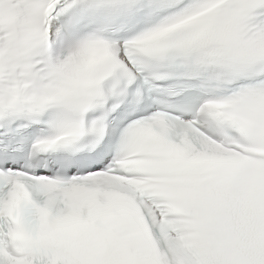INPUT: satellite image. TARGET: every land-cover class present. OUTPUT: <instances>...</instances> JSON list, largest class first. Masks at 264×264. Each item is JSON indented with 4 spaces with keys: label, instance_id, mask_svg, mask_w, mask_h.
Returning a JSON list of instances; mask_svg holds the SVG:
<instances>
[{
    "label": "snow or ice",
    "instance_id": "1",
    "mask_svg": "<svg viewBox=\"0 0 264 264\" xmlns=\"http://www.w3.org/2000/svg\"><path fill=\"white\" fill-rule=\"evenodd\" d=\"M0 264H264V0H0Z\"/></svg>",
    "mask_w": 264,
    "mask_h": 264
}]
</instances>
